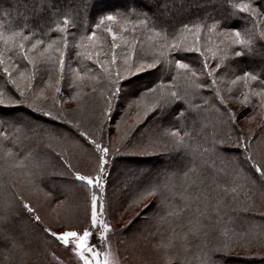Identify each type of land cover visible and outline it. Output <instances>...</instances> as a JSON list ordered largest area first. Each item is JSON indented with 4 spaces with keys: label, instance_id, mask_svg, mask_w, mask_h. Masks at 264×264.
I'll return each instance as SVG.
<instances>
[{
    "label": "snow or ice",
    "instance_id": "snow-or-ice-1",
    "mask_svg": "<svg viewBox=\"0 0 264 264\" xmlns=\"http://www.w3.org/2000/svg\"><path fill=\"white\" fill-rule=\"evenodd\" d=\"M211 2L212 0H197L196 6L204 7L210 5ZM170 4L171 0H159L158 6L155 2H146L138 9L134 8L127 12L97 10L95 3L90 6L93 10L92 18L94 21L92 30L87 34L82 33L79 36L75 47L83 49V51H76L72 59H75L78 65L83 59L92 61L98 67L99 72L91 75L89 79L93 82L97 80H104L106 82L107 94L103 97L104 108L100 113L104 117V120L101 121L97 130L100 133L99 139H97L95 131L90 132L84 129L79 121L65 120L62 113L53 116L51 110L43 111L38 105V101L43 97L45 88H51L55 85V93H60L62 82H67L70 89H77V91L69 95L70 100H77L81 97L80 89L82 85L78 81L83 78L84 73L82 69L79 66L73 68L71 64L67 66V69L65 67V51L69 45L68 16H64L62 22H56L55 30L60 35L55 39L49 37L32 40L30 37L35 36L36 33L29 31L28 34H25L23 28L19 30L10 29L6 32L4 24L0 22V66H2L3 73L7 76L6 83L14 86L15 91L19 93V98H17L11 92L5 90V88L0 87V125L6 124L10 128L20 131L18 122L25 123L30 132H35L39 128L52 141L70 142L81 148L87 147L96 155V166L93 172L83 174L75 169V166L66 158L64 153L57 154L64 169L59 175L74 177L75 181L81 182L86 193H90L86 210L87 223L84 226H78L69 223L66 217L58 216L52 224H45L41 216L37 214L36 208L20 192L12 191L9 193L11 200L7 201L4 207H0V242L3 243L6 254L11 249L23 247L22 244H18L17 237L13 232L15 226L13 217L14 215H18V213L10 214V209L15 204L26 211L29 219L35 222L36 226L40 228L46 237L53 239L74 254L77 258V264H121L120 259L113 252L108 240V233L112 231V226L103 218L106 209L102 204L98 205L97 192L92 190L93 186L95 189L103 188L106 183L104 174L110 163V160L106 159V157H110L118 151L117 149H113V152H110L109 147L103 141L107 120L110 118L114 108L119 105L126 91H128L130 102H126L125 104L126 111L123 113L124 116H127L132 108L140 109L142 105V111L145 116L149 112H153L155 116H161L166 106L178 105L172 113V118L176 119L186 111L185 105H188V107H198L191 105L190 101L186 99L188 95L187 89L183 93L171 89L165 91L167 86L163 80H159L158 78L159 82L151 81V86L149 84H142L136 87L135 91H131L133 83L131 78L139 80L142 76H153L152 70L155 69L158 72L159 65H174L176 76L171 81L173 86H175L177 78L182 76L184 83L191 86L197 92L199 89L206 87L212 88L214 95L220 100L221 104H224L223 98L220 97L218 90L215 88L216 79L213 78L215 69H219L221 63L218 61L214 68H210L208 56L205 55L200 46L202 30H206L208 34L206 36L208 45L214 43L212 35L217 34L224 38L221 43L227 42L229 46L239 45L249 53L252 52V45L255 40L264 41V30H257L260 22L259 18L264 17V0H249L248 3L241 2L232 5L233 8L240 9L242 12L248 14L247 18L251 22V27L244 28L243 31L235 23H228V20L232 17L222 19L209 17L212 19V23L210 24L207 23L206 19L204 21L197 19L193 22L181 23L177 27L172 22L171 17L168 16ZM150 12L152 13L151 16L149 15ZM234 15L235 13H233ZM131 16H134L135 19H130L129 17ZM113 25H119L120 32L131 31L134 33L136 26L140 25L152 33V36L149 38L157 39L158 43L152 45L151 57L141 55L133 61L132 56L137 43L136 39L128 40L120 36L121 41L127 49V54L123 58V71H121V68L116 66L117 53L115 50L120 47V44L117 43L118 33L113 31ZM72 27H75V25H72ZM97 30H101L103 33L111 36L109 45L110 55L109 52H104L103 54L108 57L104 60L100 59L101 51L90 52L87 50L89 46L102 48L103 38L97 37ZM45 35L47 34L45 33ZM189 35L192 38L191 43L188 41ZM85 41L88 43L86 44ZM26 43L28 47H26ZM207 51L212 52L213 56H215L213 47L208 46ZM216 51L223 53L222 60L227 58L228 53L226 49L217 48ZM193 52L198 54L201 60L200 69H196L191 63L186 62L187 57L185 54ZM232 54L239 57L244 52L233 51ZM261 54L264 55V51ZM6 55L9 61L8 64L5 62ZM14 57H19L25 62L23 67L19 63H12ZM13 68L18 73L19 80L13 77V73L10 71ZM87 71L92 72L93 70L88 69ZM41 73L47 79L41 76L40 83L43 87H39V91L37 92L34 90L33 82L37 80L38 75ZM53 76H55V80H53ZM200 76L209 78L210 82H200ZM236 80L244 81L245 88H248L249 81L259 82V90L253 91L252 89H248V91L241 93L243 97L241 102L245 105L251 104L253 110L259 107L260 110L257 114L264 118V80L251 71L244 72L243 76H237ZM21 81H26L25 87L21 86ZM95 91L97 89L94 88ZM251 96L258 97V103L251 101ZM149 99H151V103H145ZM205 103H208L207 99H205ZM22 105H27L33 112H42L43 116L51 117L54 121L59 120L62 125L69 127V131L67 133L56 132L44 129L41 125L34 124L32 121L25 122L22 118H9L3 115L4 109L14 110ZM225 112L227 122L234 124L236 120L235 114L227 108H225ZM140 116L141 112L138 111L136 113L138 122ZM248 119L250 121L254 120L255 116L248 117ZM118 130L119 125H117ZM6 135L7 133H0V136ZM166 135L171 138L172 150L178 152L183 150L184 157L189 158L185 165L187 171L182 173L184 182L179 186L183 207L169 212L167 215H179L180 212L191 208L192 204L199 200L200 185L203 184V180L200 179V172L195 163L198 154L209 153L213 167H215L216 161L219 160L222 167L218 171L230 178L228 182L217 184V204L213 208V211H219V205L226 197L231 196V199L235 201L240 189L247 188L250 184H256V178H253L251 175L253 172L258 174L259 187L264 192V159H256L253 156L250 147L251 136L241 135L235 141L230 138L213 139L208 148L201 150L199 145L192 143L191 135L186 130L181 135V129L176 128L166 132ZM77 137L79 139H76ZM258 147L264 148V138L258 140ZM6 154L12 157L13 167L28 170L26 175L29 177L28 182L32 185L34 192L43 194L46 198L51 197V193H45L40 185L35 182L36 178L44 175V170L49 163L47 159H32L31 153H28L23 159H19L11 152V149H8ZM26 161H29V163H26ZM163 175L165 176L164 180L149 182L147 186L139 191V194L131 203L138 204L147 197L156 196L160 193L161 195L157 198V206L167 207L163 192L165 190L173 192L176 186H169L168 171H165ZM172 175H175V173H172ZM54 203L57 208L63 207V201L58 198H56ZM196 210L200 212L201 216L204 215V212H201L199 207ZM244 210L247 211L248 209L245 208ZM160 219H163V217H160ZM204 227L202 223L198 222V225H193L188 231L180 233L179 238L186 242L190 236L199 238ZM225 234L227 233L225 232ZM207 235L208 233L204 231V246L201 249L198 264H224V258L234 254L237 245L230 240L218 239L214 245L208 246ZM176 239L177 234L173 230L172 234L167 238V242L161 240L156 245L158 248L165 249L166 264H172L173 256L168 253V249L176 247ZM181 247H187V243L181 245Z\"/></svg>",
    "mask_w": 264,
    "mask_h": 264
},
{
    "label": "rangeland",
    "instance_id": "rangeland-1",
    "mask_svg": "<svg viewBox=\"0 0 264 264\" xmlns=\"http://www.w3.org/2000/svg\"><path fill=\"white\" fill-rule=\"evenodd\" d=\"M259 20L260 22L258 24V27L260 28V30H264V17L259 18ZM129 27L131 26L129 25ZM113 31H116L118 33L117 43L120 44V47L115 50L117 53L116 66H119L121 68V71H123V58L127 54V49L121 41L120 36H123L128 40L136 39L137 43L135 45L132 56L133 61H135L141 55H145L150 58L152 55V45L158 43L157 39H150L149 37L152 36V33L148 32L140 25L136 26V31L134 33L131 31L120 32L119 25H113ZM207 35L208 34L206 30H202L200 46L202 51L205 52V55L208 56V63L210 68H214L215 64L218 61L221 63V67L219 69H215L213 78L216 79L215 86L221 97L223 98L224 104L236 116V120L234 123L237 125V132L234 134V139H239L241 135L251 136L250 142H253L256 145L254 146L253 144V146H250L252 147L251 149L253 156L256 159H264V148L258 147V140L264 138V133L262 131V129L264 128V118L257 114L260 110L259 107L253 110L251 104L245 105L241 102L243 99L241 93L248 91V89L257 91L259 90L260 84L258 81H249L248 88H245L244 81L236 80L237 76H243L244 72L249 71L242 66H235L231 61L234 59L233 57H235L232 52L241 51L239 45L229 46L227 42L221 43L224 38L217 34L212 35V41L214 43L212 45H208L206 41ZM79 36L80 34L69 31V45L65 51L66 69L69 64H71L73 68L77 67L76 60L72 59V57H74L76 51H83V49H77L75 47ZM97 37L103 38L102 48H93L89 46L87 50L90 52L101 51L100 59L104 60L108 58L103 53L109 52L111 36L103 33L101 30H97ZM191 39L192 38L189 35V43H191ZM85 43L87 44L88 42L85 41ZM208 46L213 47L215 56H213L212 52L207 51ZM26 47H28L27 43ZM217 48L227 50L228 55L226 59H221L223 57V53L221 51H216ZM192 54L196 53L193 52ZM173 55L175 54L173 53ZM5 62L6 64L9 63V61L7 60V55L5 56ZM89 62L92 66H94L92 67L93 71L88 72L82 70V72L84 73L83 78L78 81V83L82 85L80 89V99L70 100L69 95L77 91V89H70L67 85V82H62L60 85V93H55V85L51 88H45L43 97L38 101V105L43 111L51 110L53 116H56L58 113H62L63 119L65 120H73V122L79 121L84 129L90 132L95 131L96 137L97 139H99L100 133L97 130L101 121L104 120V117L100 113L104 108L103 97L107 94L106 82L104 80H97L93 82L89 79L91 75L99 72L98 67L92 61ZM12 63H19L23 67L25 62L19 59V57H14ZM197 63L198 65L193 67L196 69H200L201 60H199V62ZM168 66L169 65L162 64L158 66V72L155 69L152 71L153 73L156 72L159 76V80H163L168 89L172 90V83L169 80H166L164 74L161 73L162 69L165 70ZM10 71H12L13 77L19 80L18 73L15 71V69H10ZM251 72H253L255 75H258L255 70ZM41 76H43L44 79H47V77L44 76L43 73L38 75L37 80L33 82L34 90L37 92L39 91V87H43V85L40 83ZM200 77L204 80L207 79V77L205 76ZM131 79L133 83L130 90L135 91V87L142 81H145L146 77L142 76L139 80L135 78ZM53 80H55V76H53ZM159 80L157 79V82H159ZM233 81H235V83H233ZM9 86L10 92H12L17 98H19V93L15 91L14 86L10 84ZM21 86L25 87L26 81H21ZM149 86H151V84H149ZM94 88L97 89V91L94 92ZM206 89L210 88L206 87ZM190 98H193V96H190ZM250 99L251 101L257 103L259 100V98L256 96H251ZM126 102H130L128 91H126L122 96L119 105L114 108L110 115V118L107 120L106 128L103 134V141L105 145L109 147L110 152H113V149H117L118 151L115 152L112 156L106 157V159L111 161L116 159V155L120 156L127 154V156H122L123 160H126V157H130L128 155L134 154L146 156L152 155V153H157L159 151H165L163 150L165 148L166 150H172L171 138L166 135V132H169L175 128L170 125L164 124L163 121H160V118L163 117V114L161 116H155L153 112H149L145 116L142 111V105L140 109H137L135 107L132 108L130 113L127 116H124L123 113L126 111ZM145 103L150 104L151 99L147 100ZM18 107H23L30 111V113H28L31 114L32 118H41V116L46 117L43 116L42 112H33L32 109L28 108L27 105ZM138 111L141 112L139 122L137 121L136 117V113ZM201 116L205 117L206 114L204 113ZM252 116H255V119L250 121L248 117ZM46 118L52 120L55 123L61 124L59 120L54 121L51 117ZM27 121L28 120H26V122ZM190 122L192 126L193 122ZM32 123L36 122L32 121ZM117 125H119L118 131ZM19 128L21 129L20 131H16L12 128H9V131H7V128L6 131H1L2 133H7V135L4 136L5 139H7V136L9 135L8 133H10L9 139H17L18 136L20 137V139L22 138L24 141H26V143L28 142V145H25V150L27 154L31 153L32 159H47L49 161L47 168L44 170V175L36 178L35 182L40 185L45 193H51L52 195L51 197L46 198L43 194H38L33 191L32 185L28 182L29 177H27L26 175L28 170L12 166V157L6 154L7 150L11 148H9V146L1 141V139H3L1 137L0 204L4 207L6 202L11 200V196L9 195V193L12 191H18L27 199V201L32 206L36 208L37 214L41 216V219L45 224H52L54 222V219L59 216L66 217L68 222L71 224L84 226L87 223L86 210L90 193H87V196H85L84 198H79V196L75 197L76 192H74V187H76L77 182H74L75 184L67 181L64 183L55 182L56 186H59L58 189H61L68 194L62 198H58L59 200L63 201V207L57 208L54 203L56 197L50 187H54V185H51V183H49L50 181H48V178L51 174H56V172L60 173L61 171H64L61 161L58 159V163L53 159V156H56L58 153H64L66 158L69 159V161L75 166V169L79 170L83 174L93 172L96 166V155L89 152L83 153V148H81V152H76L75 150L74 152L72 149L70 151L68 150L70 148H66L65 146L67 145L64 146L62 142L50 140L42 132L41 129H39L38 131L39 134L37 133L31 135L25 123L20 124ZM22 129L23 133L21 132ZM50 130L67 133L69 131V127L67 125H63V128H50ZM261 133L263 134L261 135ZM181 135H183L182 132ZM9 139L7 141H9ZM76 139L79 138L77 137ZM64 143L71 144L70 142ZM49 145H51L50 149L52 150V152L50 153L47 148L44 149L46 146L49 147ZM12 150L13 149H11V152L18 158L20 153ZM161 157L165 162V167L178 168L180 165L178 162L173 161V155ZM117 162L118 161H115L114 166L112 167L115 171L114 175L119 179L118 184L120 185L121 189L124 191H128L129 196L126 197V199H123L119 197L118 193H116V195H112L110 196V198H108V184L110 173H108L107 170L104 174L105 180L107 181L104 184L103 188L95 189L94 186L92 188L93 191L97 192L98 205L102 204L106 209L103 218L106 219L112 226V231L108 233V240L111 244L112 250L120 259L121 264H166L164 256L165 249L156 247V245L161 240L167 242V238L172 234L170 232H167L165 228L162 229L160 227L162 223L165 224V222L169 221L167 211H165L163 208H160V213L157 212V198L161 194L158 193L156 196L147 197L138 204L131 203L132 200L137 197L139 191L142 190L137 185L140 184L141 179L144 178L145 175H151L152 167L156 164H159V161H150L148 167L144 170L138 167L125 168L123 164ZM233 202L237 204L238 200L236 199ZM255 204H261L262 206H264L263 203H259L258 201H256ZM238 205L241 206L239 202ZM19 209L23 214H19V217L14 215V219H16L14 220L15 226L13 228V232L17 237L18 244H22L23 247H17L15 248V250L18 252L21 249H25L26 257L28 258L29 263L30 261H32V257H34L35 254H40L39 249H45L43 247L45 245L44 242L47 238L45 235L39 232L38 226H36L35 222L29 219L28 214L23 208L13 204L10 209V214L16 213V211H19ZM160 217H163V219H160ZM129 221H131V223H129ZM205 228L208 229V225H206ZM217 229H219V226H217ZM121 231L125 232V236L120 235ZM175 233L177 234V239L175 240L176 247L168 249V253L173 256L172 264L178 262L183 252L191 250L193 247L192 245L194 244L193 241H191L190 237L187 242L180 239L179 234L182 232L175 231ZM248 233H253V228L248 229ZM186 243L187 247H181V245H184ZM201 243L203 242H200V245ZM263 243L264 242L256 243L257 245L249 244L248 249H243V251L241 250V253L246 254L251 252L253 254H264ZM195 245L199 244L196 243L194 244V246ZM57 254L62 260L55 259L54 263L61 264L62 262V264H77V258L75 257V255L66 250L64 247L61 248ZM5 262V251H3V247H1L0 242V264H5Z\"/></svg>",
    "mask_w": 264,
    "mask_h": 264
},
{
    "label": "trees",
    "instance_id": "trees-1",
    "mask_svg": "<svg viewBox=\"0 0 264 264\" xmlns=\"http://www.w3.org/2000/svg\"><path fill=\"white\" fill-rule=\"evenodd\" d=\"M146 2H155L157 6L159 4V0H0V22L4 24L6 32L10 29L19 30L23 28L25 34H28L29 31L36 33L35 36L30 37L32 40L37 38L46 39L49 37L55 39L60 35L55 30L56 22H62L64 16H68L69 18V31H73L80 35L82 33L87 34L90 32L94 23L92 18L93 10L90 7L93 3H95L97 10L103 9L104 11L127 12L134 8L138 9ZM196 2L197 0H171L168 16L171 17L172 22L175 23L177 27H179L181 23H189L197 19L201 21L206 19L207 23L210 24L212 23L211 18L222 19L225 17H232L228 20V23H235L241 31H243L244 28L251 27V22L247 18L248 14L242 12L240 9L232 7L233 4L241 2L248 3L249 0H212L210 5H206L204 7H197ZM86 5L88 6L86 7ZM233 13H235L234 16ZM149 15L151 16L152 13L150 12ZM129 18L133 20L135 19L134 16ZM72 25H75V27H72ZM142 28L144 27L142 26ZM257 30H260L258 26ZM45 33L47 35H45ZM239 48L242 52H244V54L239 57H233L235 59L234 60L232 58L233 60H231L233 64L238 67L242 66L249 71L255 70L260 78L264 80V55L261 54L262 51H264V41L255 40L252 45L251 53L242 49L241 46H239ZM185 55L188 63H191L192 66L198 65L197 62L200 60L198 55L192 53H186ZM77 66H79L83 71H87L88 69H92V67H94L87 59H83L79 65L77 64ZM181 72H183V70H181ZM161 73H163L165 79L170 82L172 81V78L176 76L174 65L168 66L165 70L162 69ZM145 77V81H142L136 87L142 84H150L151 81H157L159 78L156 72H154L153 76ZM6 80L7 76L3 73L2 66H0V87H3L5 90L10 92V86L6 83ZM199 81L210 82L209 78L204 80L201 77H199ZM185 89H187L188 92L186 99L190 101L191 105L198 107H188V105H185L186 111H184L183 115L173 119L172 113L178 105H168L165 107L163 117L160 118V121H163L164 124L170 125L175 129H181L182 133L185 130L188 131L191 135L192 143L199 145L201 150L208 148L213 139L230 138L233 140L235 136L234 134L237 132V125L235 123L230 124L227 122V115L225 112V108H227V106L220 103V100L214 95L213 89L203 88L199 89L197 92L191 86H187L186 83H184L182 76L178 77L175 86L172 85V90L183 93ZM167 90L168 87H166L165 91ZM190 96H193V98H190ZM205 99L208 100V103H205ZM28 112L30 113L27 109L18 107L14 110L4 109L3 115L8 116L9 118H22L25 122L26 120L34 121L36 122L34 124H39L44 129L50 130V128H63V125L55 123L46 117L41 116V118H32L31 114ZM204 113L206 116H201ZM190 121L193 122V127L191 126ZM20 124L23 123L18 122L19 126ZM6 128L8 129L7 131H9L10 127L8 125H0V133H2L1 130H3V132L6 131ZM38 131L39 128H37L35 132H30V134H37ZM262 131L264 133V128ZM21 132L23 133V129ZM263 133H261V135ZM8 134L7 139H5L4 136H0V138L2 137L4 139H1V141L9 146V148L13 149L12 151L19 152L20 155L18 158L23 159L27 155L25 145L27 146L28 142L26 143V141L22 138L20 139L18 136L17 139H9L10 133ZM8 139L9 141H7ZM233 141H235V139ZM62 144L64 146L67 145L65 147H69L70 149L68 150L70 151L71 149L76 152L82 151L81 147L76 144H68L64 142H62ZM253 144V142H250V146H253ZM254 146L256 145L254 144ZM46 148L49 150V153L52 152L50 147L46 146L44 149ZM163 150L165 151H159L146 156L134 154L128 155L130 157H126V160H123L122 156H127V154L120 156L116 155V159L111 160L107 167V172L110 173L108 198L112 195H116V193H118L119 197L123 199H126V197L129 196L128 191L121 189L118 184L119 179L114 175L115 171L112 167L114 166L115 161L123 164L125 168L138 167L143 170L148 167L150 161H159V164L152 167L151 175H145L144 178L141 179L140 184L137 186L143 189L149 182H160L165 179L163 173L168 171L169 186L172 187L175 185L176 187L173 192H169L167 190L163 192L166 198L167 207H158L157 212L160 213V208H163L167 211V213L182 208L183 201L180 196L179 186L184 182L182 173L187 171V167L185 165L187 163V159L189 158L184 157L183 150L179 152L169 149L166 150V148ZM82 152L94 154L91 149L87 147L83 148ZM167 155H173V161L180 164L178 168L165 167V162L162 160L161 156ZM53 159L56 162L58 160V156H53ZM57 162L59 163V161ZM26 163H29V161H26ZM195 163L200 172V179L203 180V184L200 185L201 191L199 193V200L195 201L191 208L180 212L179 215H168L169 221L165 222V224L162 223L160 227L162 229L165 228V230L170 233H172L173 230L183 233L188 231V229L193 225H198L199 222L205 227L208 225V229L204 227L199 238H193L190 236L191 241H193L194 244L198 243L199 245L194 246L193 244L192 249L187 252H183L179 261L175 262V264H198L201 249L204 246L203 243L200 245V242H203L204 240V231L208 233L206 238L208 246L214 245L218 239L226 241L230 240L237 245L238 249L236 248L235 253L224 258V264H264L263 253H241L243 249H248L249 244L257 245L256 243L264 242V206L258 204V207V205L255 204L256 201L264 204V192L260 190L258 174H255L254 172L251 173L252 177L256 178V184H250L247 188L239 190L237 200L241 206L238 205V202L237 204L234 203L231 196H229L220 203L219 211L217 212L213 211V208L217 204V184L228 182L230 178L218 171L219 168L222 167L219 160L216 161L215 167L212 166L211 155L209 153H203V155L198 154ZM172 173H175V175H172ZM48 181H50L49 183H51V185H54V187H50L56 198H62L68 194L63 190L58 189L59 186H56L55 182H77L74 181V177H70L68 175L61 176L59 175V172L51 174ZM77 183L76 187H74V192H76L75 197L79 196V198H84L87 196V193L81 182ZM0 207H3V205L0 204ZM197 207H199L201 212H204L203 216L200 215V212H197ZM245 208L248 210L245 211ZM16 213H18V215L23 214L20 209L19 211H16ZM15 219L13 217V220ZM217 226H219V229H217ZM251 228H253V233H248V229ZM38 230L40 233L45 235L39 227ZM225 232L227 234H225ZM120 235L125 236V232L121 231ZM46 238L47 239L45 240V245L43 247L45 249H39L40 254H35V256L32 257V261L29 263L28 258L26 257L25 249H21L18 252L15 249H11L7 252V254L5 253V257H7L5 264H30L31 262V264H56L54 263L55 259L62 260L57 253L63 247L53 239L48 237ZM1 247H3L4 251V245L2 242ZM41 254L43 259L41 258Z\"/></svg>",
    "mask_w": 264,
    "mask_h": 264
}]
</instances>
